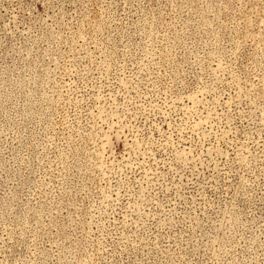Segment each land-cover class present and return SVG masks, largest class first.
<instances>
[{"label": "rangeland", "instance_id": "obj_1", "mask_svg": "<svg viewBox=\"0 0 264 264\" xmlns=\"http://www.w3.org/2000/svg\"><path fill=\"white\" fill-rule=\"evenodd\" d=\"M0 264H264V0H0Z\"/></svg>", "mask_w": 264, "mask_h": 264}]
</instances>
